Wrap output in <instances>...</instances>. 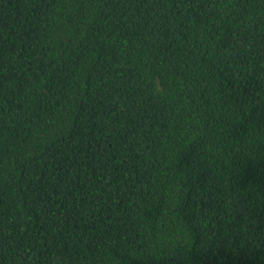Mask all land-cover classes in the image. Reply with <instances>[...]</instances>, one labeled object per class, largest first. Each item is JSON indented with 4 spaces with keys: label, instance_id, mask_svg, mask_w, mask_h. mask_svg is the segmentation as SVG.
<instances>
[{
    "label": "trees",
    "instance_id": "trees-1",
    "mask_svg": "<svg viewBox=\"0 0 264 264\" xmlns=\"http://www.w3.org/2000/svg\"><path fill=\"white\" fill-rule=\"evenodd\" d=\"M0 264H264V0H0Z\"/></svg>",
    "mask_w": 264,
    "mask_h": 264
}]
</instances>
